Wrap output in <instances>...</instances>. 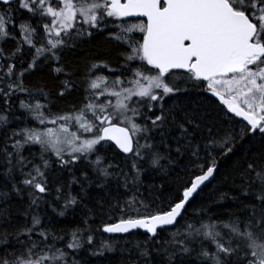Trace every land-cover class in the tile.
<instances>
[{
  "label": "snow or ice",
  "instance_id": "1",
  "mask_svg": "<svg viewBox=\"0 0 264 264\" xmlns=\"http://www.w3.org/2000/svg\"><path fill=\"white\" fill-rule=\"evenodd\" d=\"M0 264H264V0H0Z\"/></svg>",
  "mask_w": 264,
  "mask_h": 264
}]
</instances>
